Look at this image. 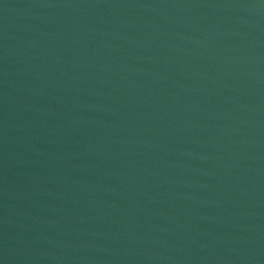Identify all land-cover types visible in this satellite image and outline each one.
I'll list each match as a JSON object with an SVG mask.
<instances>
[{
    "label": "water",
    "instance_id": "water-1",
    "mask_svg": "<svg viewBox=\"0 0 264 264\" xmlns=\"http://www.w3.org/2000/svg\"><path fill=\"white\" fill-rule=\"evenodd\" d=\"M0 264H264V0H0Z\"/></svg>",
    "mask_w": 264,
    "mask_h": 264
}]
</instances>
